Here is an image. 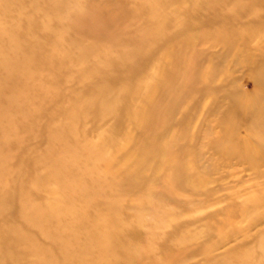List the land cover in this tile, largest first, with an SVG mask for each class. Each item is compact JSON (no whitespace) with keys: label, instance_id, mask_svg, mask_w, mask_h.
<instances>
[{"label":"rangeland","instance_id":"rangeland-1","mask_svg":"<svg viewBox=\"0 0 264 264\" xmlns=\"http://www.w3.org/2000/svg\"><path fill=\"white\" fill-rule=\"evenodd\" d=\"M123 1L0 0V264H264V0Z\"/></svg>","mask_w":264,"mask_h":264},{"label":"bare ground","instance_id":"bare-ground-1","mask_svg":"<svg viewBox=\"0 0 264 264\" xmlns=\"http://www.w3.org/2000/svg\"><path fill=\"white\" fill-rule=\"evenodd\" d=\"M116 6H117V9H118V11L120 12L119 13V15H120V17H124V18H128V17H130V11H129V9L127 8V6H126V2L125 1H123V0H116ZM141 13V15L142 14H144L143 12H140ZM141 15H139V16H141ZM177 43H179L182 47H187V46H189V40H180V41H178ZM256 68L255 69H257V70H262V69H264V65L262 64V63H258V64H256V66H255ZM191 72V74H193V71H190ZM188 73H186V75H187ZM188 76V75H187ZM189 78V77H188ZM187 78V79H188ZM236 110H237V108H233L232 109V113H236Z\"/></svg>","mask_w":264,"mask_h":264}]
</instances>
